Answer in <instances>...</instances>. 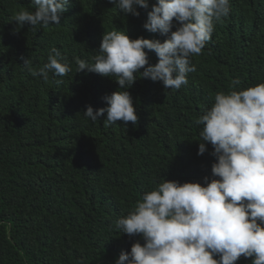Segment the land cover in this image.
Listing matches in <instances>:
<instances>
[{
	"label": "trees",
	"instance_id": "obj_1",
	"mask_svg": "<svg viewBox=\"0 0 264 264\" xmlns=\"http://www.w3.org/2000/svg\"><path fill=\"white\" fill-rule=\"evenodd\" d=\"M148 3L135 17L108 0H69L59 25L17 29L12 16L34 11L31 0H0V264H115L144 243L115 221L145 191L163 180L203 185L212 178L213 148L197 154L202 126L195 121L232 80L239 78L238 89L264 83V0H230L229 16L191 58L196 71L179 90L137 76L128 89L135 125L105 127L106 114L94 124L84 116L87 106L106 107L102 97L119 86L115 77L77 73L75 59L91 62L115 28L133 40L163 42L167 37L143 27L156 0ZM53 47L72 71L50 73L45 83L23 59L39 68ZM147 54L155 65V53Z\"/></svg>",
	"mask_w": 264,
	"mask_h": 264
},
{
	"label": "clouds",
	"instance_id": "obj_2",
	"mask_svg": "<svg viewBox=\"0 0 264 264\" xmlns=\"http://www.w3.org/2000/svg\"><path fill=\"white\" fill-rule=\"evenodd\" d=\"M31 3L34 11L13 14L17 29L59 25L69 6V0ZM108 3L135 17L138 8H149L148 0ZM230 11V0H156L143 27L167 37L163 42L133 40L116 28L105 32L91 62L75 59L77 73L115 77L119 88L102 97L106 107L94 111L89 105L84 116L95 124L106 114L105 127L118 121L135 125L138 116L128 89L137 76L161 82L166 90L187 85L188 74L196 71L191 58L201 54L216 23ZM147 52L155 53V65L149 64ZM23 68L45 83L50 73L64 77L72 71L55 47L41 67L23 59ZM238 85L239 78L230 82L228 92H216L214 103L195 121L202 126L197 154L206 152V144L213 148L212 178L205 177L203 185L163 180L145 191L133 210L115 221L116 229L144 243L121 252L115 264H236L241 257L264 264V83L245 89Z\"/></svg>",
	"mask_w": 264,
	"mask_h": 264
}]
</instances>
